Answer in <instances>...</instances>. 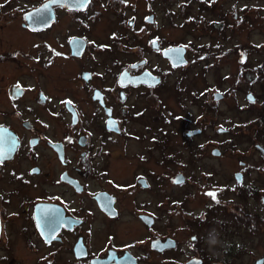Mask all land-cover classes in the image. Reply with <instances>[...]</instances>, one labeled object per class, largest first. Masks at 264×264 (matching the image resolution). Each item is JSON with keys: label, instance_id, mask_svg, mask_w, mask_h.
Returning <instances> with one entry per match:
<instances>
[{"label": "flooded vegetation", "instance_id": "af4514ba", "mask_svg": "<svg viewBox=\"0 0 264 264\" xmlns=\"http://www.w3.org/2000/svg\"><path fill=\"white\" fill-rule=\"evenodd\" d=\"M142 10L0 0V264H264V129L224 166L176 169L165 75L146 54L173 70L186 62L162 51L182 46L187 61L190 47L164 45ZM144 71L157 80H120Z\"/></svg>", "mask_w": 264, "mask_h": 264}, {"label": "rangeland", "instance_id": "374dc122", "mask_svg": "<svg viewBox=\"0 0 264 264\" xmlns=\"http://www.w3.org/2000/svg\"><path fill=\"white\" fill-rule=\"evenodd\" d=\"M137 4L144 13L154 12L164 45L190 47L186 63L173 70H167L170 64L161 55L146 54L148 66L158 67L165 75L166 84L158 92L166 99L167 114L173 115L167 129L174 134L170 143L176 169L187 167L192 159L214 167L234 161L229 149L253 143L259 125L247 122L264 115V82L255 80L254 71L264 66V0H137ZM110 16H115L113 10ZM186 16L194 18L184 25ZM198 17L203 21L195 24ZM214 92L223 97L214 101ZM247 93H253L259 104H251ZM187 128L202 131L186 138ZM219 128L227 131L219 133ZM214 144L221 145L228 157H214L210 152ZM199 145L207 146L201 159L194 154Z\"/></svg>", "mask_w": 264, "mask_h": 264}, {"label": "water", "instance_id": "95a60500", "mask_svg": "<svg viewBox=\"0 0 264 264\" xmlns=\"http://www.w3.org/2000/svg\"><path fill=\"white\" fill-rule=\"evenodd\" d=\"M184 53H185V49L182 46H175V47H171V48H166L162 51V55L166 58H168L171 62V64L173 66H179L182 65L186 62V59L184 57ZM245 54H242L241 58L244 59ZM126 72H123L120 75V80L121 81H126V80H132L133 82H148V83H154V81H156L157 79L154 78V76L147 72L144 71L142 74L138 75V76H134V77H129L128 74H125ZM223 97V94L220 92H215L213 94V99L214 101L219 100ZM247 99L250 101L254 100V96L252 93H247L246 95ZM200 130H196V131H192L191 133H196ZM218 132H225L227 130L223 129V128H219L217 130ZM213 153H217L218 151L216 149H213L212 151ZM179 177H181L182 175L179 174L177 175Z\"/></svg>", "mask_w": 264, "mask_h": 264}, {"label": "trees", "instance_id": "16d2710c", "mask_svg": "<svg viewBox=\"0 0 264 264\" xmlns=\"http://www.w3.org/2000/svg\"><path fill=\"white\" fill-rule=\"evenodd\" d=\"M211 9V8H210ZM199 20H201V21H203V19L202 18H199L198 19V22H199ZM198 25H200V24H198ZM254 70L256 71V73H257V81H260V82H264V66H262V65H260V66H258V67H256V68H254ZM251 104L253 103V104H259L258 103V100L257 99H255L254 101H249ZM263 104V103H262ZM261 104V105H262ZM260 109V108H259ZM262 109L264 110V106L262 107ZM261 109V110H262ZM261 113V112H260ZM261 115H263V114H261ZM247 124H249V126H252L253 124H258L260 127H262L263 129H264V119H263V117L262 116H258L257 117V119L255 120V121H253V119H251V120H249L248 122H247ZM252 124V125H251ZM249 129V127H247L246 128V130H248ZM259 129V128H258ZM243 130V129H242Z\"/></svg>", "mask_w": 264, "mask_h": 264}, {"label": "clouds", "instance_id": "9594fccd", "mask_svg": "<svg viewBox=\"0 0 264 264\" xmlns=\"http://www.w3.org/2000/svg\"><path fill=\"white\" fill-rule=\"evenodd\" d=\"M212 232L215 233V230H212ZM215 235H216V238L215 239H209V237H208L207 242L209 243L210 246L211 245H216L217 243H219V240L217 238L218 234H215Z\"/></svg>", "mask_w": 264, "mask_h": 264}, {"label": "snow or ice", "instance_id": "6c2138e0", "mask_svg": "<svg viewBox=\"0 0 264 264\" xmlns=\"http://www.w3.org/2000/svg\"><path fill=\"white\" fill-rule=\"evenodd\" d=\"M84 2L86 3L87 0H84ZM207 195L211 196L214 200L216 198V194L214 192H209V193H207Z\"/></svg>", "mask_w": 264, "mask_h": 264}]
</instances>
